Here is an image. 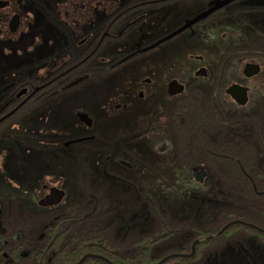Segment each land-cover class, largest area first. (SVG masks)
<instances>
[{"label":"flooded vegetation","instance_id":"1","mask_svg":"<svg viewBox=\"0 0 264 264\" xmlns=\"http://www.w3.org/2000/svg\"><path fill=\"white\" fill-rule=\"evenodd\" d=\"M6 1L0 216L14 197L45 220L40 250L68 253L50 264L92 254L87 184L136 181L140 160L166 182L238 168L264 201V0H41L28 26L27 0Z\"/></svg>","mask_w":264,"mask_h":264},{"label":"trees","instance_id":"2","mask_svg":"<svg viewBox=\"0 0 264 264\" xmlns=\"http://www.w3.org/2000/svg\"><path fill=\"white\" fill-rule=\"evenodd\" d=\"M219 170L224 182H166L154 178L147 162L140 160L136 181L124 177L115 183L87 184L86 208L92 211L86 231L80 230L90 242L86 253L102 254L115 264H156L173 254L180 256L162 264H264V233L241 223L220 233L233 220L264 228V201L238 178V168ZM11 200L14 213L0 216V264H50V257H66L68 253L40 250L37 243L45 220L23 217L20 200ZM32 225L41 229L28 228ZM5 241L9 245H3ZM102 241L110 243L103 247L98 244ZM195 242L194 254L186 256ZM85 262L108 264L96 258Z\"/></svg>","mask_w":264,"mask_h":264},{"label":"water","instance_id":"3","mask_svg":"<svg viewBox=\"0 0 264 264\" xmlns=\"http://www.w3.org/2000/svg\"><path fill=\"white\" fill-rule=\"evenodd\" d=\"M8 5H9V1H6V0H0V9L6 7V6H8ZM19 22H20V15H19V14H14V15L12 16L10 22H9L10 30H11L12 32H15V31H16V29H17V25L19 24ZM239 223H241V224H245V225H249V226H251V227H253V228H255V229H258L259 231L264 232V229L259 228V227L256 226V225H253V224H250V223H246V222H244V221H242V220H233V221L227 223V224L222 228V230L220 231V233L223 232L224 230H226L228 227H230V226H232V225H234V224H239ZM195 244H196V242H195V243L193 244V246H192V252H191L190 254H186V256H192V255L194 254V252H195ZM177 256H180V255H179V254L168 255V256L164 257L162 260H160V261H159L158 263H156V264H162V263L166 262L167 260H169L170 258L177 257ZM181 256H183V255H181ZM87 257L101 258V259H104L105 261L109 262L106 258H104V257H102V256L94 255V254H86V255H85V256H84V257H83L78 263H76V264H81V263H82Z\"/></svg>","mask_w":264,"mask_h":264},{"label":"rangeland","instance_id":"4","mask_svg":"<svg viewBox=\"0 0 264 264\" xmlns=\"http://www.w3.org/2000/svg\"><path fill=\"white\" fill-rule=\"evenodd\" d=\"M71 1V0H70ZM73 1H85V0H73ZM65 5V8H69V9H77V8H79V4L76 2V5H71V7H70V5L68 4L67 6H66V4H64ZM37 6L35 5V4H33V5H30V4H27V7H26V12H25V16L26 17H28L27 18V26H28V24H29V18L30 17H32V16H35V15H37L38 14V10H37V8H36ZM64 8V9H65ZM69 9H67V10H69Z\"/></svg>","mask_w":264,"mask_h":264}]
</instances>
